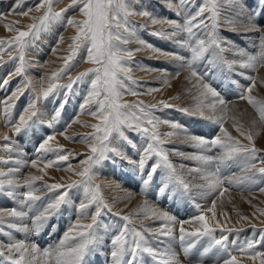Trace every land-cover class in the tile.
I'll return each mask as SVG.
<instances>
[{"label":"snow or ice","instance_id":"obj_1","mask_svg":"<svg viewBox=\"0 0 264 264\" xmlns=\"http://www.w3.org/2000/svg\"><path fill=\"white\" fill-rule=\"evenodd\" d=\"M60 2L61 0H39L35 10L38 12L43 10V14L32 17L35 23L27 25V31L12 29L6 25L10 31H15L16 35L8 41L0 39V53L7 51L11 56L12 51H15L17 54L12 56V60L17 63L7 77L0 81V86L6 87L13 74H18L22 82L10 96L0 101L3 105V115L17 135L32 130L44 123L40 120L42 113L37 106L38 103L47 100L49 96H59L63 90L61 102L47 120L46 127L53 129L69 101L73 85L83 83L85 78L92 77L88 80L90 87L80 105V111H87V114L99 122L87 124L75 117L66 125L70 127L71 123H84L86 127L94 129L92 133L83 134L78 141L87 143L90 152L81 154L85 155L80 161L82 168L73 169L70 164L67 166L66 170L74 172L81 178L80 180L68 184L42 185L48 192H56L55 196L47 200L36 194L40 191L36 182L43 181L44 176L29 174L22 181L18 180L16 174L20 172V166L38 168L37 161L41 160L44 167L38 168V171L47 175V168H60V162L68 161V156L76 153L64 150L60 145L54 147L55 134H48L40 138L35 149L36 159L31 161L13 159V153L21 155L15 146L16 142L7 135L2 137L5 141L3 151L9 156L7 159L0 157V165L13 166L7 170L0 167V195L13 199L17 206L0 208V232H4L6 225L7 228L24 233L26 237L39 235L62 206L72 204L69 197L71 189L82 187L85 200L76 206L75 222L70 225L55 247L42 250L36 243L27 239H15L11 232H7L5 235L9 236V240L0 242V257L9 264H86L87 257L103 249L104 240L101 234L106 236L111 226L105 225L100 218L107 211L124 222L109 240L110 248L107 254L111 264H144L145 254L159 260L160 264H182L179 255L171 248L172 241L177 239L175 216L151 207L147 200L133 214L122 215L120 211L113 213L112 206L104 200L101 186L94 183V168L105 160L122 158L140 176L145 192L155 183L156 193L161 197L169 195L191 197L194 192L203 197L215 195L212 207L208 209L212 213L211 219L214 223L210 222L203 211L192 219L179 222L178 240L183 245L185 255L196 248L200 240L204 238L208 240L207 247L200 254L196 264H205L204 255L212 249L227 254L222 264H242L241 256L253 261L259 259L260 264H264V251H255L257 245L255 240L238 247L236 249L238 255L228 251V236L237 230L221 224L216 219L215 211L217 200L224 197L232 187L241 191L256 188L264 193V166H258L264 165V159L259 157L261 149L256 146L259 131L245 129L243 125L234 122L236 131L247 140V143H244L223 126L229 119V100L226 99V93L233 86L240 89L237 98L246 100L256 110L260 123L264 125V99L252 94L256 77L239 72L240 76L249 81L247 86L239 85L238 81L224 84V80L228 79L225 71L233 74H236L237 69L258 72L264 67V22H261V16L264 15V0H255L254 5L251 0H224L230 10L228 16H222L221 0H202V3L194 8L192 7L194 0H164L167 8L179 19L158 17L143 6L137 7L139 0H70L67 7L55 11L54 5ZM69 9L78 11L83 19L69 17L65 21L66 27L75 28V35L70 38L72 40L68 47L70 55L62 58L63 67L54 71L46 81L44 78L35 82L28 79L26 73L29 62L26 60V50L34 46V41L52 22L61 21ZM30 11L31 9H28L19 14L28 16ZM182 11L185 13L183 16ZM136 16L146 17L151 25H159L160 27L150 34L173 41L178 48L185 50V54L168 52L140 39L137 36V29L144 28L145 25H138L131 19ZM237 28H242L245 33L255 34L256 52L240 48L234 41L221 35L223 30L234 31ZM132 41L141 47L134 49L126 47ZM62 42L63 37H58L57 43ZM81 49L86 52L84 62L95 67L81 72L76 77L69 76L67 84H59L58 81L72 67L70 62ZM145 49L171 57L179 63L181 70L188 73L185 80L191 85L188 91L195 89L193 96L195 103L179 108L178 111L194 119L216 123L219 125L218 135L210 139L205 138L189 132V129L179 122L159 118L155 115V111L159 110L158 104L165 109L173 107L165 100H160L157 104L122 101L124 95H138L130 86L138 83L130 75L132 72L130 64L134 52ZM218 73L221 77L219 83L214 79ZM261 83H264V78H261ZM25 88L32 94V99L14 122L10 118L12 109L15 107V101L19 99L18 94H22ZM155 91L158 89H149V93ZM88 105L95 107L88 108ZM252 123L255 125L256 121ZM162 124L168 125L170 130L162 133L160 131ZM126 132L138 133L143 138L144 145L137 148V144L126 135ZM60 134L66 136V132ZM174 136H183L187 143L201 149L195 154L172 150V154L199 162L198 167L189 169L187 173L177 169L169 158V149L165 147L167 139ZM66 138L75 140V137ZM116 141L122 143L114 146ZM125 144L137 152L136 159L128 156L124 150ZM214 149L219 151L207 154ZM48 153H56L55 158L45 160L44 156ZM233 165L239 168L240 174L233 172L231 175H225V169ZM183 167L181 165V168ZM193 174L198 176L202 183L196 182L194 178L190 179ZM20 188L25 191H18ZM196 207L199 209L200 205L197 204ZM93 208L94 211L89 212V209ZM259 211L264 215V209ZM141 214L143 219L154 218L162 223L157 227L141 225L138 228L134 224V217L138 218ZM82 219H89L91 222L82 223ZM241 219L249 220V217L242 216ZM185 224L191 227L186 228ZM260 231L264 233V229ZM161 237L166 238L168 242V246L162 250L157 246L164 243Z\"/></svg>","mask_w":264,"mask_h":264},{"label":"rangeland","instance_id":"obj_2","mask_svg":"<svg viewBox=\"0 0 264 264\" xmlns=\"http://www.w3.org/2000/svg\"><path fill=\"white\" fill-rule=\"evenodd\" d=\"M38 2L39 0H0V39L8 41L16 35V32L10 31L6 25L10 26L12 29L27 31L28 29L26 26L35 23L32 17H39L43 14V10L39 12L35 10V5ZM200 3H202V0H194L192 7L194 8ZM251 3L254 5L255 0H251ZM69 4L70 0H61L60 3L54 5V10L60 11V9L67 7ZM221 4L222 16L230 15V10L226 3H224V0H221ZM140 6L153 12V14L158 17L179 19V17H176L175 14L167 8L164 0H139L137 7ZM28 9H31L28 16L19 14ZM191 10L190 8L189 11ZM183 15H185V13L182 11L181 16ZM69 17L77 20L83 19L78 11L69 9V11L64 14V18L61 21L52 22L46 31L40 33L39 38L34 41V46L26 50V60L29 62L26 73L28 79L35 82L44 78L46 81L54 71L63 67L64 60L62 58L70 55L68 51L69 45L72 44L70 38L75 35L74 27L65 26V21ZM131 19L138 25H145L144 28L137 29V36L140 39H143L156 48L168 52L175 51L185 54V50L178 48L173 41L150 34L153 30L159 28V25H151L146 17L136 16ZM261 22H264V15L261 16ZM221 35L234 41L240 48H245L247 51L253 53L257 51L254 47L255 34L245 33L242 28H237L234 31L223 30ZM61 36L63 37V42L57 43V38ZM126 47L134 49L141 47V45L132 41L126 45ZM16 54L15 51H12L11 56L7 54V51L0 53V58H2L0 59V81H3L8 73L15 67L17 61H13L12 56ZM85 57L86 52L84 49H81L75 59L70 62L72 67L62 76L58 83L61 85L67 84L69 83V76L76 77L81 72L95 67V65L91 63L84 62ZM130 66L132 67L130 75L138 82L134 85L130 84V86L138 95H124L122 98L123 102L134 103L136 101H143L145 104H157L158 101L165 100L172 104L173 107L165 109L162 105L158 104L157 107L159 110L155 111V115L159 118L172 122H179L186 126L189 132L205 138L210 139L219 134V125L216 123L203 119H194L178 111L179 108L190 106L191 104L189 105V103L191 102L195 103L194 99L185 101L187 99L189 100V98L194 95L195 90L192 89V92L188 91L191 87L189 83L186 84L185 80L188 73L181 70L179 63L169 56L155 54L150 49H145L134 52ZM239 72H244L246 75L256 77V85L252 94L259 99H264V83H261V78H264V67L260 68L258 72H253L248 69H237L236 74H233L225 71V75L228 79L224 80V84L228 85L231 81H238L239 85L247 86L249 81L244 76H240ZM91 78L92 77L85 78V82H78L73 85L69 101L63 108L60 120L55 124L53 129L46 127L47 120L61 102L63 90H61L59 96H49L47 100H41L38 103L37 106L42 113L40 120L44 123L27 132H21L19 135H17L13 128L7 123L3 115V105L0 104V157L7 159L9 156L8 153L3 151L5 141H3L2 137L4 135L9 136L16 142L15 146L19 153H21L19 156L13 153V159L28 161L36 159L37 153L35 149L40 138L48 134H55V141H53L54 147L60 145L63 146L64 150H71L76 153L75 155H69L68 161L60 162V168H47V175L38 171V168L44 167L41 160L37 161L38 168L20 166L21 170L16 174L18 180L22 181L24 177L29 174L44 176L43 181L36 182V186L40 188V191L36 194L44 197L45 200L55 196L56 192H48L42 187L43 184H68L74 180L81 179L79 176L75 175L74 172L66 169L69 164L73 169H80L83 167L80 161L85 158V155L81 154L89 153L90 149L87 143L78 141L83 134L92 133L94 129L86 127L84 123H71L70 127H66V125L75 117H78L81 122H86L87 124L99 122L94 117L87 114V111H80V105L83 103L90 87L88 80ZM214 79L219 83L221 79L220 74L218 73L217 77ZM165 81H167V83H165ZM21 82V77L18 74H13L6 87L0 86V101L10 96ZM45 86L47 85L45 84ZM153 88L158 89V91L149 93V89ZM221 90L223 91V89ZM239 90L238 87L233 86L226 93V99L229 100V119L226 120L223 126L227 128L233 136L244 143H247V140L236 131L234 122L243 125L245 129H252L254 132L259 131L260 134L256 137V146L261 149L259 157L264 159V125L260 123L259 115L256 110L253 109L246 100L237 98ZM18 95L19 99L15 101V107L12 109V115L10 117L14 122L18 120L19 115L32 99V94L27 88L24 89L22 94ZM174 97L178 98L173 99ZM87 107L94 108L95 105H88ZM254 120L256 121L255 125L252 123ZM169 130L166 124L160 126V131L162 133ZM61 132H66L67 137H75V140L66 138L65 135L60 134ZM126 135L137 144V148L144 145V140L138 133L126 132ZM121 143V141H116L114 146H119ZM165 147L169 149V158L179 171L184 170V173H187L189 169L199 166V162L197 161L186 159L185 156L172 154L173 149L186 154H195L201 151V149H197L187 143L183 136L168 138ZM124 150L131 159L137 158V152L131 149L130 146L125 144ZM218 151V149H214L213 152L207 154H215ZM55 155L56 153H48L44 156V159H54ZM180 165H186V167L180 168ZM11 166L13 165H0V167H3L5 170ZM233 172L240 174L239 168L235 165L229 169H225L224 174L231 175ZM93 173L94 183L101 186L104 200L112 206L113 213L120 211L122 215L133 214L138 209L136 206H141V204L147 200L151 207L159 208L162 211L168 212L169 215L175 216L177 219V232L175 231L177 239L172 241L171 248L179 255L182 264H196L200 254L203 253L204 248L207 247L208 240L207 238L200 240L196 248L192 249L188 255H185L183 245H181L178 240L179 222L192 219L203 211L208 216L210 222L214 223L211 219L212 213L208 211V209L212 207V200L216 198L215 195L203 197L194 192L191 197H178L174 195L161 197L157 195L156 185L154 186V184L149 186L145 192L140 176L135 169L122 158L105 160L93 169ZM194 179H196V182L202 183L198 176L194 177ZM18 191L22 192L25 191V189L20 188ZM69 197L72 200V204L62 206L60 211L49 220L48 224L42 229L39 235H28L26 237L24 233L16 232L14 229L7 228L5 225L4 232H0V242H7L9 236L5 235V233L11 232L13 238L27 239L30 242L36 243L42 250L55 247L62 238L63 231H66L67 227L73 224L77 218L76 206L81 201L85 200L83 188L77 187L71 189ZM197 204L200 205L199 209L196 207ZM15 206L17 205L13 199L6 195H0V208H12ZM37 207H39V204ZM261 209H264V193L256 190V188L241 191L232 187L224 197L217 200L215 209L216 219L226 228H234L237 230L233 231L228 236V251L231 252V254L238 255L236 249L240 246H245L247 242L253 240L257 241L255 251H264V233L260 231L264 229V215H261L259 211ZM92 211H94V208L89 209V212ZM242 216L249 217V220L241 219ZM100 219L105 225H110L111 227L108 229L106 236H104L103 233L101 234L104 240L103 249L99 253H94L87 257L86 264H111L110 258L107 257V254L105 255L106 245L109 244L110 240L108 236L110 233L114 234L119 225L124 223L118 217H115L107 211L102 214ZM81 222L90 223L91 221L89 219H82ZM161 223V221H157L154 218L143 219V216L138 218L134 217V224L138 228L141 225L157 227ZM253 225L255 227H253ZM185 227L189 228L191 226L185 224ZM217 236H219V232H217ZM161 240H163L164 243L157 246L162 250L168 246V242L167 239L163 237H161ZM224 258H227V254L223 251H217L216 249H212L204 255L205 264H222ZM240 259L242 260V264H260L259 259L253 261L246 256H241ZM159 263L160 261L155 259H151L150 261V257L145 254L144 264ZM0 264H9V262L5 261L3 257H0Z\"/></svg>","mask_w":264,"mask_h":264},{"label":"bare ground","instance_id":"obj_3","mask_svg":"<svg viewBox=\"0 0 264 264\" xmlns=\"http://www.w3.org/2000/svg\"><path fill=\"white\" fill-rule=\"evenodd\" d=\"M162 76H163V75H162ZM187 83H188V82L186 81V84H187ZM186 87H187V86H186ZM194 90H195V89H194ZM192 91H193V90H192ZM192 91H191V92H192ZM189 92H190V91H189ZM193 96H194V95H193ZM193 96H191V98H189V100L187 99V100H185V101H190L191 99H193ZM187 97H188V96H187ZM187 97H186V98H187ZM184 99H185V98H184ZM190 104L192 105V104H194V103L191 102V103H189V105H190ZM176 165H177V163H176ZM183 166L186 167V165H183ZM180 168H181V165H180ZM182 172H184V170H182ZM194 177H196V176L193 175V177H191L190 179H193ZM112 179H113V178H112ZM113 180H114V179H113ZM195 180H196V179H195ZM154 186H155V183H154ZM248 195H249V194H248ZM246 196H247V194H246ZM136 207L139 208L140 206L137 205ZM76 214H77V213H76ZM141 216H143V215L141 214ZM69 227H70V226H69ZM69 227H67V230H68ZM67 230H66V231H67ZM66 231H65V230L63 231L62 237H63V235H64V233H65ZM176 232H177V231H176ZM112 235H113V234L110 233L108 237L111 238ZM44 243H45V242H44ZM158 247H159V246H158ZM107 248H108V249H107ZM109 248H110V244L106 245L105 255L108 253ZM107 257L110 258L108 254H107ZM151 259H152V258H150V261H151ZM110 261H111V260H110ZM159 264H160V263H159Z\"/></svg>","mask_w":264,"mask_h":264}]
</instances>
